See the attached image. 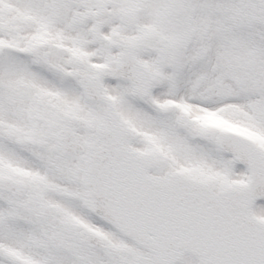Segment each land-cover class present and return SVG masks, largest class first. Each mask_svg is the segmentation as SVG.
I'll use <instances>...</instances> for the list:
<instances>
[{"label": "snow or ice", "instance_id": "snow-or-ice-1", "mask_svg": "<svg viewBox=\"0 0 264 264\" xmlns=\"http://www.w3.org/2000/svg\"><path fill=\"white\" fill-rule=\"evenodd\" d=\"M0 264H264V0H0Z\"/></svg>", "mask_w": 264, "mask_h": 264}]
</instances>
